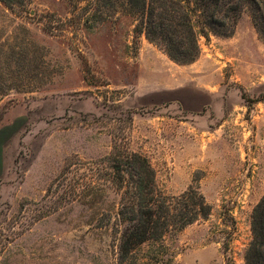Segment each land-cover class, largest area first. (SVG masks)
Wrapping results in <instances>:
<instances>
[{
    "label": "rangeland",
    "instance_id": "374dc122",
    "mask_svg": "<svg viewBox=\"0 0 264 264\" xmlns=\"http://www.w3.org/2000/svg\"><path fill=\"white\" fill-rule=\"evenodd\" d=\"M72 2L0 0V264H246L264 195V40L249 12L179 64L136 16L101 22ZM184 82L201 89L181 102L138 95ZM115 144L147 156L165 194L197 187L211 215L120 260Z\"/></svg>",
    "mask_w": 264,
    "mask_h": 264
},
{
    "label": "trees",
    "instance_id": "16d2710c",
    "mask_svg": "<svg viewBox=\"0 0 264 264\" xmlns=\"http://www.w3.org/2000/svg\"><path fill=\"white\" fill-rule=\"evenodd\" d=\"M1 1L22 8L27 2ZM81 7L76 5L75 9ZM93 9L101 22L107 21L106 13L119 9L136 16L134 31L159 44L179 64L198 59L201 36L208 40L213 33L232 34L244 11L249 12L264 40V0H88L82 7L88 12ZM114 150L111 182L119 194V203L111 225L120 260L126 261L147 244H151V252H164L169 234H178L211 215L212 207L197 187L167 195L158 187L156 171L147 156L120 144H115ZM252 233L246 264H264V195L253 209Z\"/></svg>",
    "mask_w": 264,
    "mask_h": 264
},
{
    "label": "crops",
    "instance_id": "0c3cea01",
    "mask_svg": "<svg viewBox=\"0 0 264 264\" xmlns=\"http://www.w3.org/2000/svg\"><path fill=\"white\" fill-rule=\"evenodd\" d=\"M191 84H189L188 82H184V83H179V84H164V83H160V84H152V86H149L147 88H144L143 90H139L138 95L139 97H146V96H150V95H156V97H159L160 99L162 98L161 102H166L168 98H163V96L167 95V94H173L176 97H174V100L180 101L181 102V98L178 96H181L183 94H193V96L196 95V91H198V89H201L199 86L192 84L191 85V89L189 88L187 90V88L190 86ZM178 95V96H177Z\"/></svg>",
    "mask_w": 264,
    "mask_h": 264
}]
</instances>
